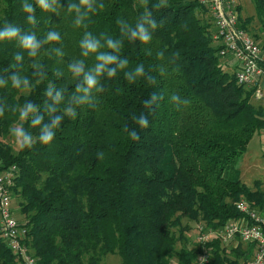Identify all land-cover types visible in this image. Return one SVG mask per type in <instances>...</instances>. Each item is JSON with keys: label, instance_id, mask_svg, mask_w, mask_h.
<instances>
[{"label": "trees", "instance_id": "16d2710c", "mask_svg": "<svg viewBox=\"0 0 264 264\" xmlns=\"http://www.w3.org/2000/svg\"><path fill=\"white\" fill-rule=\"evenodd\" d=\"M237 1L240 27L264 49V0H250L260 24L254 35L248 29L252 18L242 17ZM21 3L0 0V20L27 28ZM103 3L86 29L74 28L69 17L54 18L65 60L79 56L77 42L84 31L122 38L117 21L134 22L148 6L159 23L152 54L124 38L122 55L129 67L143 63L155 82L131 85L121 74L107 83L97 109L65 118L51 145L13 152L0 143L3 168L18 169L11 192L18 201V222L27 231L24 246L36 264H101L107 256L119 257L120 264H195L203 252L208 264H246L254 245L239 242L227 249L211 239L202 248H188L182 221L218 231L244 217L239 202L264 211V191L258 183L247 187L239 168L249 142L264 129V110L251 103L254 90L239 85L220 60L209 11L199 0ZM49 26L42 18L38 33ZM158 50L165 51L163 58ZM13 51L0 48V69L8 66ZM43 62L49 66L45 84L28 97L0 90V103L32 99L42 104L48 80L58 88L73 87L54 74V58ZM173 92L188 104L175 108L168 99ZM19 123L18 113L6 112L0 136L7 137ZM0 264H18L1 237Z\"/></svg>", "mask_w": 264, "mask_h": 264}, {"label": "clouds", "instance_id": "9594fccd", "mask_svg": "<svg viewBox=\"0 0 264 264\" xmlns=\"http://www.w3.org/2000/svg\"><path fill=\"white\" fill-rule=\"evenodd\" d=\"M144 2L147 5V0ZM104 7L103 0H22L27 28L7 19L0 20V48L11 46L14 49L8 66L0 69V90L30 96L37 86L45 84L49 75L44 57L55 59L54 74L58 79L65 78L73 84L71 89H64L48 80L43 89L45 99L42 104L32 99L13 106L0 103V117L6 112L18 113L20 123L10 127L9 133L21 150H30L37 143L51 145L65 118H77L81 109H97L106 93L107 83L121 74L131 85L142 79L155 82L143 63L129 67V60L122 55L124 38L138 42L149 55L152 54L159 23L148 6L143 7L134 22L124 18L117 21L122 38L84 31L77 42L79 56L65 60L67 52L63 36L59 23L53 22L54 18L69 17L74 28L86 29L90 18ZM42 18H47L50 26L41 35L37 28ZM156 55L163 58L165 51L158 50ZM168 99L177 109L189 102L178 92H173ZM152 100L157 101L158 96L153 95ZM103 157V152L98 153V158Z\"/></svg>", "mask_w": 264, "mask_h": 264}, {"label": "built area", "instance_id": "2783aa9c", "mask_svg": "<svg viewBox=\"0 0 264 264\" xmlns=\"http://www.w3.org/2000/svg\"><path fill=\"white\" fill-rule=\"evenodd\" d=\"M210 14L214 28L213 40L220 45L219 56L228 59L226 67L235 73L239 85L254 90L252 99H264V49L240 27L239 4L237 0H199ZM18 169L15 166L3 168L0 161V237L18 264H36L23 240L26 229L14 218L12 192ZM237 210L244 217L229 220L218 231L203 233L200 228L198 241L204 245L217 239L222 246L241 242L254 245V252L246 264H264V211L251 209L245 202L237 204ZM209 256L201 253L195 264H208Z\"/></svg>", "mask_w": 264, "mask_h": 264}, {"label": "rangeland", "instance_id": "374dc122", "mask_svg": "<svg viewBox=\"0 0 264 264\" xmlns=\"http://www.w3.org/2000/svg\"><path fill=\"white\" fill-rule=\"evenodd\" d=\"M239 3H240V6H241V9H242L241 10L242 11L241 12L242 13V17L243 18H252V21H251V23H250V25L248 27L250 33L252 35L258 34V29L260 27V24L258 23V20L256 18L255 7H254L253 3L250 0H239ZM0 7H1V5H0ZM211 27H212L211 30L213 32L214 31L213 25ZM213 34H214V32H213ZM212 45L215 46V47L220 46V45H218L215 42H213ZM219 52H218V56H219ZM220 60L224 61V66L226 65V62H228V59H224L222 57H220ZM226 68L231 71L230 68H228V67H226ZM251 103L253 105H256V103L254 102L253 99L251 100ZM15 125H17V124H15ZM0 143L3 144V145H7V146L11 147L13 152H16L19 149V147L17 146V143L15 141V138L12 137L10 134L7 137H1L0 136ZM250 149H251V145L249 147V152H250ZM240 163H239V167H240ZM245 177H246V179H245ZM245 177H244L243 181L246 182V183H249L251 186H253L252 182L255 181L257 176L254 175L253 177H251L253 179V181H251V178L249 176L246 175ZM250 181H251V183H250ZM17 202H18L17 199L13 198V200H12V212H13L14 218L17 221H19L20 219H19V216H18V213H17L18 212ZM182 225L187 228V230L184 232V236L187 239L186 246L188 248H193L194 246L199 245L202 248L203 245L200 244L199 241H198V238H199V236L201 234L199 229L203 228L204 229L203 233H209V231H205L204 225L203 224H199V223H194L192 221L190 222V221H188L186 219H183ZM233 246L234 245L229 244V245L224 246V247L227 248V249H230ZM120 263H121L120 259L117 256H107L101 262V264H120Z\"/></svg>", "mask_w": 264, "mask_h": 264}, {"label": "crops", "instance_id": "0c3cea01", "mask_svg": "<svg viewBox=\"0 0 264 264\" xmlns=\"http://www.w3.org/2000/svg\"><path fill=\"white\" fill-rule=\"evenodd\" d=\"M254 102L256 103V106H260L264 110V99ZM250 145L251 149L249 152ZM239 168L241 171V181L247 187L253 188L254 184L258 183L259 188L264 191V129L257 132L249 142L246 153L242 157ZM246 175L250 178L254 175L257 176L255 181H253V179L251 178V181H253V186L243 181Z\"/></svg>", "mask_w": 264, "mask_h": 264}]
</instances>
